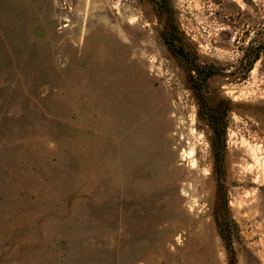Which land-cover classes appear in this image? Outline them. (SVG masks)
<instances>
[{
    "label": "rangeland",
    "instance_id": "374dc122",
    "mask_svg": "<svg viewBox=\"0 0 264 264\" xmlns=\"http://www.w3.org/2000/svg\"><path fill=\"white\" fill-rule=\"evenodd\" d=\"M0 264H264V0H0Z\"/></svg>",
    "mask_w": 264,
    "mask_h": 264
},
{
    "label": "trees",
    "instance_id": "16d2710c",
    "mask_svg": "<svg viewBox=\"0 0 264 264\" xmlns=\"http://www.w3.org/2000/svg\"><path fill=\"white\" fill-rule=\"evenodd\" d=\"M259 47H261V45L259 46H256L255 49H254V52L252 54V57L249 59V62L252 60V59H255L257 56H258V50H259Z\"/></svg>",
    "mask_w": 264,
    "mask_h": 264
}]
</instances>
